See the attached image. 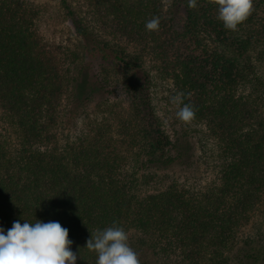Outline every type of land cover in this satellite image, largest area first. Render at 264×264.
Wrapping results in <instances>:
<instances>
[{
	"label": "trees",
	"instance_id": "1",
	"mask_svg": "<svg viewBox=\"0 0 264 264\" xmlns=\"http://www.w3.org/2000/svg\"><path fill=\"white\" fill-rule=\"evenodd\" d=\"M59 1L82 48L75 75L18 1L0 0V106L9 128L0 131V227L58 221L76 264H95L86 242L114 222L140 264L157 247L187 264H264V235H239L257 212L264 222V0H253L236 31L217 19L213 0L195 8L187 0H95L96 24ZM152 17L156 31L145 28ZM155 72L185 94L191 121L218 147L217 177L200 190L172 180L143 192L128 175L129 152L144 179L188 152V140L172 139L157 113ZM94 92L102 94L100 118L88 116L77 137L62 141L60 125Z\"/></svg>",
	"mask_w": 264,
	"mask_h": 264
},
{
	"label": "rangeland",
	"instance_id": "2",
	"mask_svg": "<svg viewBox=\"0 0 264 264\" xmlns=\"http://www.w3.org/2000/svg\"><path fill=\"white\" fill-rule=\"evenodd\" d=\"M23 9L32 17L33 27L36 29L41 40L48 46L56 49L58 53H62V58L65 60V68L68 67V73L76 74V69L84 62L82 59V48L80 47L79 37L76 35L71 21L66 15L65 9L62 7L59 0H17ZM68 0L72 7L76 10L78 15L86 16L93 23L100 22L97 8L94 5L95 0ZM170 3V0H166ZM81 53L82 60H78L77 64L72 63V53ZM81 62V63H80ZM148 66L153 68L154 63L148 61ZM77 65V67H76ZM89 70L85 71L81 81L83 82L89 74L96 72V64H92ZM89 71V72H88ZM155 86L153 88L154 104L157 113L165 129L170 133L172 139L180 138L188 140V152L184 158L178 159L173 164L165 169L156 170L152 177L144 179L142 170L137 169L135 164V155L131 152L127 154L128 160L126 164L127 172L130 177L138 179L139 189L141 191H152L165 187L170 181L175 180L178 184L189 187L192 190L202 189L204 186L211 183L217 177L218 158L217 145L215 140L207 134L206 128L189 122L179 121L176 117L178 107L172 103V97L177 95L175 87L171 82L159 78L155 72ZM79 83L80 90L77 94L84 96L81 89L83 83ZM87 85V83H86ZM67 93V92H66ZM102 94L97 92L92 94V98L81 105L78 101L77 109L79 114L75 115L72 122H64L60 125L58 135L62 141L74 139L81 132L84 127L85 118H100V111L97 104L100 101ZM63 103L67 110L69 104H72L71 93L65 94ZM4 110L0 106V131H7L9 128L4 121ZM261 232L264 235V222L261 219L260 213L257 212L251 220L249 225L242 229L243 236L245 234H252ZM245 233V234H244ZM161 247V246H160ZM146 258L149 259L150 264H187L181 262V259L176 252H165L161 249H145ZM139 257V252H138Z\"/></svg>",
	"mask_w": 264,
	"mask_h": 264
},
{
	"label": "clouds",
	"instance_id": "3",
	"mask_svg": "<svg viewBox=\"0 0 264 264\" xmlns=\"http://www.w3.org/2000/svg\"><path fill=\"white\" fill-rule=\"evenodd\" d=\"M189 8L197 6V0H187ZM217 19L224 28L236 31L253 9V0H213ZM160 20L152 17L145 23L148 31H156ZM184 93L172 97L178 107L176 117L189 122L195 111L193 106L184 103ZM69 230L58 221L21 224L15 221L10 229L0 227V264H76L77 253L73 252V241ZM125 229L115 222L103 230L97 229L86 242V248L96 254L95 264H140L137 253L128 243Z\"/></svg>",
	"mask_w": 264,
	"mask_h": 264
}]
</instances>
